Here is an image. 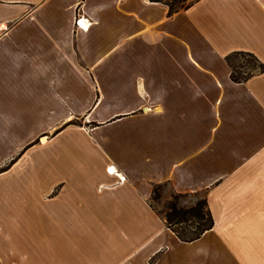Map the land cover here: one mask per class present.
<instances>
[{
	"label": "crops",
	"instance_id": "crops-1",
	"mask_svg": "<svg viewBox=\"0 0 264 264\" xmlns=\"http://www.w3.org/2000/svg\"><path fill=\"white\" fill-rule=\"evenodd\" d=\"M233 51L264 64V0H0V264H161L217 211L264 264V71L234 82ZM156 184L214 227L181 241Z\"/></svg>",
	"mask_w": 264,
	"mask_h": 264
},
{
	"label": "trees",
	"instance_id": "trees-1",
	"mask_svg": "<svg viewBox=\"0 0 264 264\" xmlns=\"http://www.w3.org/2000/svg\"><path fill=\"white\" fill-rule=\"evenodd\" d=\"M163 2L169 7V14L173 15L181 9L187 8V0H151ZM226 61L231 68V79L234 82H245L254 74L264 71V64L252 52L233 51L226 55ZM162 184L154 185L153 199L159 195ZM180 196L184 194L178 193ZM168 210L164 214L165 223L183 242L199 239L206 231L214 227L215 221L206 197L198 200L193 206L183 207L177 201L166 205Z\"/></svg>",
	"mask_w": 264,
	"mask_h": 264
},
{
	"label": "rangeland",
	"instance_id": "rangeland-1",
	"mask_svg": "<svg viewBox=\"0 0 264 264\" xmlns=\"http://www.w3.org/2000/svg\"><path fill=\"white\" fill-rule=\"evenodd\" d=\"M189 2L190 0H187L186 3L189 4ZM204 196V191L180 196L169 186L165 185L159 189V195L152 200V203L156 210L164 216L165 212L168 210L166 205L170 202L177 201L180 206L190 207ZM226 215H229V212L217 211L218 218H223L226 224H219L217 229L210 233L203 241L206 246L207 244L210 245V249H208L211 250L210 253L212 257L214 254H217L215 259L211 258V260H209L210 264H242V223L239 224L234 220L227 221ZM239 217L242 219V212L239 213ZM206 246L200 245V243L192 245L185 244L169 255L162 263L175 264V260L184 261L186 260L183 256L185 253L188 252L193 255L195 251L207 249Z\"/></svg>",
	"mask_w": 264,
	"mask_h": 264
},
{
	"label": "built area",
	"instance_id": "built-area-1",
	"mask_svg": "<svg viewBox=\"0 0 264 264\" xmlns=\"http://www.w3.org/2000/svg\"><path fill=\"white\" fill-rule=\"evenodd\" d=\"M82 21H84V20H83V18L80 17V16L76 19V23H78V24L81 25V26H83V25H82ZM109 169H110V171L112 172V170H111L112 168L110 167Z\"/></svg>",
	"mask_w": 264,
	"mask_h": 264
},
{
	"label": "bare ground",
	"instance_id": "bare-ground-1",
	"mask_svg": "<svg viewBox=\"0 0 264 264\" xmlns=\"http://www.w3.org/2000/svg\"><path fill=\"white\" fill-rule=\"evenodd\" d=\"M112 172H114V168H112Z\"/></svg>",
	"mask_w": 264,
	"mask_h": 264
}]
</instances>
